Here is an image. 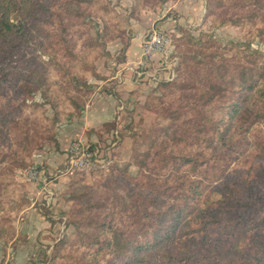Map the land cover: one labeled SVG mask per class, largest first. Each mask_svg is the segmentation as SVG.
Wrapping results in <instances>:
<instances>
[{"label":"trees","instance_id":"trees-1","mask_svg":"<svg viewBox=\"0 0 264 264\" xmlns=\"http://www.w3.org/2000/svg\"><path fill=\"white\" fill-rule=\"evenodd\" d=\"M74 1L79 7H74ZM168 1L135 0L131 16L141 15L146 5L161 8ZM205 1L204 21L218 22L220 16L218 24L248 26L249 39L260 36L264 40V0ZM87 14L101 18L100 35ZM129 18L119 15L110 0H0V96L5 99H0V162L7 163L1 171L2 185L8 186L9 172L26 165L25 157L51 139L59 121L81 111L95 90L90 78H104L96 60L103 55L110 60L107 47L115 38L124 37ZM178 28L180 37L171 33L179 58L175 76L156 84L164 95L178 97L170 107L174 131L162 134L159 124L151 127L152 145L141 160V168L148 171L144 186L134 184L136 178L114 159L104 183L109 205H101L100 211L98 191L83 182L84 170L71 174L79 204L68 221L76 227L77 238L65 253L62 250L68 240L53 250L56 257L63 258L61 264H98L101 253L114 249L123 237V264H190L192 246L198 245L199 236L209 237L210 228L220 224L223 230L240 235L234 249L241 238L258 243L252 257L245 255L241 264H264V51L251 49L250 41H231L227 44L232 51L229 56L216 47L214 53L219 57L206 63L197 84L189 80L197 92L189 95L186 105L179 99L180 90L187 86L183 80L186 74L199 76L198 62L192 64L190 53L208 34ZM184 45L186 50L181 48ZM51 68L58 72L63 86L48 80ZM9 83L15 88L14 95L9 93ZM39 90L44 101L28 103V96ZM242 141L239 155H230L227 150ZM191 171L203 174L192 179L187 175ZM114 184H121L127 192L122 205L114 201ZM0 191L5 193L7 188ZM215 192L221 197L212 201ZM13 239L12 226L5 219L0 223V244ZM230 251L231 256L239 254ZM158 256L166 261H159ZM227 262L233 264L231 259Z\"/></svg>","mask_w":264,"mask_h":264},{"label":"rangeland","instance_id":"rangeland-1","mask_svg":"<svg viewBox=\"0 0 264 264\" xmlns=\"http://www.w3.org/2000/svg\"><path fill=\"white\" fill-rule=\"evenodd\" d=\"M110 2L119 15H121L123 18H130L125 25L126 34L124 37L115 38L111 43H109L107 47L111 55L110 60L108 61L107 57L104 55L96 60L98 71L104 78H90V82L95 86V90L99 81L107 78V76L102 73V71L105 69L104 67H109L111 73H113L114 70H117V63L123 59L122 53L124 51V45L133 34V30L130 28L132 24L131 19H140L147 10L160 8L146 5L142 14L134 18L131 16V12L135 3L128 4L127 0H110ZM73 5L77 8L79 7V2L74 1ZM206 8L207 6L205 3L204 14L201 23L194 24L192 26L180 25L184 26V28L190 29L193 34L198 35L200 31H204L208 34L207 37H203V43L201 45H193V51L190 53L194 56L192 57V64L195 65L194 60L196 63L198 62L199 71L197 74L199 76L194 75V77H192V75L186 74V77L183 80L186 81L185 84H187L188 87L185 85V87L180 90L181 93L179 94V99L186 105L189 103V95L197 92L194 87L189 86V80L193 81V84H197L196 80L198 77L200 79V72L204 71V66L206 63L210 59L219 57V55L217 56L214 53V49L216 47H219V51L229 56L232 51L228 49L227 44H229L231 41L237 43H246L250 41L251 49L257 48L264 51V40L260 36H257L253 39L248 38V31L250 30V27L240 24L236 25L233 23L226 25L223 23L218 24L221 19L220 16L218 18V22H214L212 19L204 21ZM228 17L232 18L233 16L230 14ZM86 18L88 21H90L94 31L97 29L96 34L100 35L104 26L101 18L92 17L91 14H87ZM43 22L45 23V19H43ZM178 26L179 25L176 26V30L174 32H170L169 30L166 31L180 37L182 35V31L178 28ZM96 34L94 32V35ZM99 38H101V36H99ZM212 40H215V42ZM205 46H211L213 48L207 49L204 48ZM224 46L226 48L222 49ZM181 48L186 50L185 45ZM29 53H31V51H29ZM44 58H46V56H44ZM48 80L57 83L59 86L64 85V82L60 78L58 72L53 68H51L48 72ZM10 86L11 87L8 88L9 93L14 95L15 88L12 84H10ZM52 90L55 94L57 93L56 85L52 86ZM42 92L43 91L39 90L32 94V96H28L30 98L28 99V103L44 101V93ZM133 98L136 100L133 99L127 103V113L124 116L122 115L119 119L121 124L119 128V137H122L123 143L121 144V150L119 152L113 151V159H115L119 168L122 170L127 169V172L131 175V177L136 178L134 184L138 183L139 185L144 186L146 184V173H148V171L141 168V160L144 158V153L147 152L152 145V139L149 137V131L154 124H159L162 134H166V132L171 134L174 131V116L170 113V107L176 102L178 97H176L174 94L164 95L162 91L157 89L156 85H142V88L140 89L137 96ZM0 99L5 101L2 96H0ZM159 101L162 102L158 105ZM173 101L175 102L173 103ZM47 108L50 114H53V110L49 105H47ZM65 109L70 110L71 107L65 106ZM68 118L63 119V121H59L56 124L55 134H52L53 136L51 139H48L43 143L44 145L42 148L36 149L31 155L25 157V161L27 163L26 165L16 167L12 172H9L11 177L8 180V186L2 185L0 183V188H2V190L4 187L7 188V192L5 193L0 191V223L4 222L5 219L9 220V223L12 226V233H14V239L12 241H10L8 244H4L3 242L0 244V264H6L5 261L7 260H10L8 264H13L12 262H15V264H61L60 262L63 258L56 257L53 250L57 244L59 247L62 241L68 240L69 243L62 250V253H65L67 250L72 248L71 246L73 243L71 241H74L77 238V233L75 234L76 227L74 224L69 223L68 221V217L73 214V211L78 207L79 204L78 199L74 196L72 190V175L67 174V177H60L59 179L57 178L58 175L50 176L51 174H54V172L57 170V168H60V166L48 170L44 167L47 165L41 164L39 160V154H42L43 156V154L46 152L51 153L54 151L55 153H58L59 156H57L59 158L63 155L64 150L62 148H64L65 144H67V142L70 140L67 132H65L66 125L68 124ZM261 128L264 129V117H262ZM111 131L112 127L109 129V132ZM243 141L241 143L238 142L228 149V153L232 156L237 155V150L239 147H241V144L243 146ZM104 145L106 146V144ZM6 165L7 163L0 162V176H2L1 171L6 167ZM231 166H236V163L233 162ZM31 167H39L41 170L43 169L46 175L49 176L48 181L52 178H55L53 182H55L56 188H52L50 191L46 189L44 190L42 188L44 186L41 182L38 180L29 179L27 171ZM199 170L203 169L200 168ZM111 171L112 170L109 167L103 171L95 170L84 171L81 173V175H85L86 178L83 182L94 188V191H98V197H96L97 203L99 204L98 211L103 209L101 207L104 206L101 205H109L108 201L106 200L108 190L104 186V183L108 181ZM166 172L170 171L167 169ZM202 174L203 171H191L187 175H190L192 179H196ZM112 188L114 189L113 193H117L114 197V201L118 202V205H122L125 202V199H127L126 190L121 186V184H114ZM220 197V193L215 192L211 196V199L212 201H216ZM31 208H36L40 215L45 216L49 225L48 228H43L37 232L33 231V233L31 232L32 240L30 238V232H26V228L24 227V220L29 214L28 211ZM116 225L122 226L120 222H118ZM46 230H48L47 233H45ZM208 235L209 237L203 239L202 236H204V234H201L199 236L200 238L198 245L194 247L192 246L194 253L193 258L189 259L188 261L190 264H230L227 262L230 259L233 261V264H241L245 255H249L250 258L252 257L254 254V245L258 244L253 240L241 238L240 242H238V248L234 249L237 245L236 240L240 237V235H234L228 230H223L221 224L219 226L210 228ZM35 236L37 237L35 238ZM181 239L183 240L184 238ZM200 241L202 243H200ZM14 242L18 246H22L23 244L24 249L20 247V250L23 249L22 252L14 254L13 257L9 256L8 258L6 246H10L9 244ZM125 242V237L120 238L119 242L117 241L114 245V249L108 250L103 254L101 253L98 264H123L122 259L126 257ZM230 250H236L239 252V254L231 256ZM117 254L120 256H117ZM158 259L162 262L166 261L162 256H158ZM262 260H264V256L262 257Z\"/></svg>","mask_w":264,"mask_h":264},{"label":"crops","instance_id":"crops-1","mask_svg":"<svg viewBox=\"0 0 264 264\" xmlns=\"http://www.w3.org/2000/svg\"><path fill=\"white\" fill-rule=\"evenodd\" d=\"M127 1L128 4L135 3V0ZM205 3V0H169L162 8L147 10L140 19H131L130 28H132L133 34L128 46L125 48V59L117 63V70H114L113 73H111L109 67H104L102 73L107 78L99 81L96 90L81 108V111L78 114L69 116L65 132H67L70 140H67V144L62 148L64 156L62 155L59 158L58 153L54 151L51 153L46 152L43 156L39 154L41 164L48 166H44L46 169L63 167L64 162L67 160L69 143L72 138L79 136L80 133H85L91 142L101 145H107L113 140V129L116 128L115 133H118V128L121 126L119 119L127 113V103L137 96L142 85H156L158 79L163 80L167 75L168 69L160 60L159 54H155L149 60H142V45L149 30L156 26L162 30L174 32L177 25L192 26L199 24L203 18ZM122 103L125 105L123 110L120 108ZM113 122L115 123L114 127L111 126ZM110 127H112L111 132H109ZM122 143V137H119L113 150L119 152ZM60 177L65 178L67 174L57 176L58 179ZM54 179H50L46 187L42 188L49 191L56 188V184L53 182ZM29 211L24 220V227L26 232H30L31 238L33 231L37 232L43 228H48L49 225L45 216L40 215L36 208H31ZM47 232L48 230L45 231V233ZM14 243L6 246L8 258L22 252L24 249L23 244L22 247ZM20 247L23 249L20 250ZM9 261H5L6 264ZM12 263L15 264V262Z\"/></svg>","mask_w":264,"mask_h":264},{"label":"built area","instance_id":"built-area-1","mask_svg":"<svg viewBox=\"0 0 264 264\" xmlns=\"http://www.w3.org/2000/svg\"><path fill=\"white\" fill-rule=\"evenodd\" d=\"M155 54H159L161 61L167 67L165 80H171L175 76V66L178 63L177 49L171 33L154 26L146 35L142 45V60H149ZM163 79V80H164ZM157 80V79H156ZM159 81V79L157 80ZM125 109L124 103L120 106ZM119 140V134L116 133L115 139L109 144L101 145L91 142L85 134L72 139L67 149V160L62 168H57L54 174L50 176H59L60 174H73L78 170H105L110 167L114 161V146ZM28 178L38 180L46 187L48 177L45 171L39 167H31L27 171Z\"/></svg>","mask_w":264,"mask_h":264}]
</instances>
